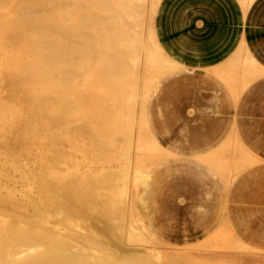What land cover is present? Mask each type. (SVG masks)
<instances>
[{"label": "bare ground", "instance_id": "obj_1", "mask_svg": "<svg viewBox=\"0 0 264 264\" xmlns=\"http://www.w3.org/2000/svg\"><path fill=\"white\" fill-rule=\"evenodd\" d=\"M0 1L3 6L10 2ZM73 1L16 0L9 10H0V26L4 29L0 30V48L2 53L5 51L4 55L1 53L3 57L0 55L3 65H0V74L5 72L9 88V99L3 98L7 103L4 107L2 101L1 106L20 115L18 118L13 114L15 117L12 115L11 120L15 124L10 123V117L5 125L10 123L20 129L25 119L22 110L35 115L34 109L47 108L45 118L50 122L48 128L54 149L51 152L63 153L57 157L54 155V161L63 156L64 164H69L65 172L60 171L57 164L54 169L50 164L44 165L36 178V195H31L28 189L24 192L25 184L21 198L18 197L20 194L17 195L19 192L16 194L18 190L16 197L10 189L0 191V264H137L141 261L138 258L146 252V249L145 252L138 251L135 253L137 257H132L134 254L129 256L131 253L127 255L121 254L122 250L121 253L118 249L113 250L110 243L126 244L134 235L130 234L131 231L140 232L135 228L139 227L138 220L145 231L149 230L138 207L139 185L150 167L163 157V147L149 132L147 102L159 77L176 64L157 39L154 16L160 0H80V7L96 8L97 11L94 14L88 10L85 15L84 10V15H79L81 23H77L78 12L74 11ZM9 11L13 13L11 16H8ZM6 17H10L7 25ZM91 18L95 21L90 22ZM77 26L79 30H75ZM3 77L0 75V82ZM24 104L27 107L24 108ZM44 112L39 113L41 117ZM21 115L24 119L18 126ZM44 123L31 122L30 127V123L25 126L26 130L22 126L25 130L24 133L21 131L23 138L36 134ZM7 128H10V135L17 130L11 126ZM1 132L5 137L6 132ZM136 135L137 146L146 147L147 154L149 151L152 155L155 153L156 160H138L133 172L134 188L129 191ZM61 139L68 140V150L59 144ZM77 139L88 143H80ZM6 140L10 142L11 139ZM12 140V143H18L16 139ZM3 144L1 138L0 147L10 146ZM22 150L21 154L25 155ZM79 152L87 163L84 170L80 169L82 158L78 156ZM127 216H130L128 222ZM77 227H83L80 230L85 233ZM86 227L90 230L88 234L89 230H84ZM63 229L65 232L61 231ZM242 245L245 248V243ZM149 250L146 254L150 253ZM187 251L192 250L175 251L173 258L181 253L188 254ZM151 253H155L159 260L163 255L161 252ZM180 256L176 258L178 261ZM153 257L146 259L159 261ZM185 257L181 256V259ZM143 259L145 261L144 256ZM154 261L150 263L155 264ZM194 263L192 259L191 264Z\"/></svg>", "mask_w": 264, "mask_h": 264}, {"label": "crops", "instance_id": "obj_2", "mask_svg": "<svg viewBox=\"0 0 264 264\" xmlns=\"http://www.w3.org/2000/svg\"><path fill=\"white\" fill-rule=\"evenodd\" d=\"M155 29L176 64L147 103L165 151L139 187L142 220L169 244L227 230L264 255V0H160ZM227 247L207 254L244 264Z\"/></svg>", "mask_w": 264, "mask_h": 264}, {"label": "rangeland", "instance_id": "obj_3", "mask_svg": "<svg viewBox=\"0 0 264 264\" xmlns=\"http://www.w3.org/2000/svg\"><path fill=\"white\" fill-rule=\"evenodd\" d=\"M8 1V0H7ZM10 1V2H9ZM8 2H9V4H7V2H6V6L4 5H2V2L0 1V10H9L8 8H10V6H12V4H14L15 2H16V0H9ZM76 1H78V0H75V1H73V3H75L74 5H73V8H74V11L77 13L76 14V17H78L77 18V23H81V21H82V19H80V17H79V15L82 13L83 15H84V10H85V15H87L88 14V10H89V12H94V14H97L96 12V8L95 9H93V8H89V9H87V8H85V7H83V6H79L80 5V3L82 4V2H80V0H79V3L78 2H76ZM68 2H71L72 3V1H68ZM77 4V5H76ZM85 4V3H84ZM2 6V7H1ZM85 6V5H84ZM5 7V8H4ZM78 7V8H77ZM88 7V6H87ZM72 8V7H71ZM72 8V9H73ZM75 8H77V10L78 11H76V9ZM84 8V9H83ZM87 9V10H86ZM82 10H83V12H82ZM87 11V12H86ZM9 13H10V11H9ZM91 13V14H92ZM13 14V13H12ZM11 13L8 15V16H11L12 15ZM81 16V15H80ZM10 18V17H9ZM9 18L8 17H6V22H5V24L7 25V21L9 20ZM80 20V21H79ZM93 20V22L95 21L94 20V18L92 19L91 18V20H90V22ZM106 20H104L103 21V23L105 22ZM154 21H155V16H154ZM97 22H101V21H97ZM2 24H4V23H2ZM8 24H11V22H8ZM14 25L16 24V22H14L13 23ZM12 25V24H11ZM12 26H10V28H11ZM17 29H19V27L18 26H15ZM0 30H4V29H2L3 28V26H0ZM76 28V29H75ZM74 29L75 30H79V29H77L78 28V26L77 27H75ZM30 31V30H29ZM29 31H27V32H29ZM31 32V31H30ZM2 49L0 48V55H1V53L3 52V51H1ZM4 50V49H3ZM4 53H5V51H4ZM4 53H2L3 55H4ZM2 56V55H1ZM168 56V55H167ZM3 57V56H2ZM2 57H0V62H2ZM169 59H172V58H169ZM0 65L1 66H3L2 65V63H0ZM0 69H1V67H0ZM3 69H5V68H3ZM1 75V78L5 75V72L3 73H1L0 74ZM3 81L2 82H0V97H1V101H0V119H2L3 118V120L1 121L0 120V122H2V123H0V125H1V127H0V134L2 133L1 131L3 130V132H6L5 133V137H4V134L2 133V137H0V139L2 138V140L4 141V144L3 145H10L12 148L10 149V148H7V147H10V146H7L6 148H4L5 146H3V147H0V189H1V187L2 186H4L0 191H4V190H8V189H10V190H12L13 192H14V194H15V192H16V190H18L17 192H16V194L17 195H19L20 193H22L21 192V190L22 191H24V192H27V189L29 190L28 192H32V194L31 195H36V193L38 192L37 190V186H38V182H37V179L36 178H38V176H40V174L42 173V167H45L46 165H49L50 164V168H53L54 169V165L56 166V164H57V166H59V167H61V168H59V167H57V168H59V170L60 171H62V172H65L67 169H69L68 168V165L69 164H67V165H65L64 164V160H63V156L60 158V159H56V161H54L55 160V158H54V155L57 157V156H59V155H63V153L62 152H58V153H54V151L53 152H51L52 150H54V149H52L53 148V139H52V137H51V131H50V128H48V127H50L49 125H50V122H48V118H45V117H47V115H46V110H47V108H45V109H34L32 112H34V113H37V114H33V113H31L30 114V111H29V113L27 112L26 113V111L25 110H22L23 111V116H24V118H23V116L21 117L22 119H19L20 120V122H18L19 120H18V118H20V115H18L17 114V112L16 111H10V110H7L6 111V109L7 108H4L5 107V105H6V103L7 102H5V99L6 100H8L9 99V94H8V91H9V88H8V86H6L7 85V83H6V79H5V76L3 77V79H2ZM5 86V88H3ZM104 86H106L105 84H104ZM3 88V89H2ZM139 91H141V89H139ZM6 92V93H5ZM2 93H4V95H2ZM6 95V96H5ZM3 98H5V99H3ZM3 99V100H2ZM2 101H3V103H4V107H2L1 105V103H2ZM148 103V102H147ZM140 105L138 104V107H139ZM1 107H2V109H1ZM23 107L25 108V107H27V104H24L23 105ZM3 109H4V111H3ZM36 110V111H35ZM43 110H45V112H44V114H43V117H41L40 116V114L39 113H42V111ZM8 111H10V112H8ZM22 111H19L18 113L19 114H21L22 113ZM25 111V112H24ZM2 112H7V114L9 115L8 117H7V114H6V116H3V114H2ZM11 112H12V114H11ZM16 112V113H15ZM21 112V113H20ZM10 113V114H9ZM4 114V115H5ZM16 115L18 118H16V120H18L16 123H17V125L18 126H20L21 125V120H22V122H23V119H24V122L22 123V125H21V128L19 129V127H16L17 128V130H18V132H17V130H15L16 128H15V126L14 125H12V124H15V123H12L13 122V120H11L12 119V115ZM13 115V116H14ZM30 115H31V117H30ZM37 115H38V118H37ZM3 116V117H2ZM26 116H28L27 118H26ZM36 116V117H35ZM5 117H6V119H5ZM11 117V118H10ZM15 117V116H14ZM13 117V118H14ZM30 117V119H28ZM8 118H10L9 119V121H11L10 123H12L11 125H5V124H7L8 122H7V120H8ZM15 119V118H14ZM27 119H28V122H27ZM37 119V120H36ZM40 119H41V121L44 123V122H46V123H44L43 125H42V127H40V129L42 130H40V131H38L36 134H34L33 136H31V137H29L30 138V140H29V138L28 137H26V139L28 140V144H27V141H25L26 139H24L23 137L24 136H22L23 135V133H24V131L26 130V129H28V128H25V126L27 127L28 126V124H29V127L31 126V122H38V123H40V124H42V122L40 121ZM25 120H26V122H25ZM30 120H31V122H30ZM7 123H6V122ZM20 124V125H19ZM5 125V126H4ZM7 126L9 127V126H11L12 128L11 129H14L15 131V135L14 134H12V135H10L9 133H10V130H8V129H10V128H7ZM13 126H14V128H13ZM22 126H24V128H25V130H24V128L22 127ZM6 127V128H5ZM2 128V129H1ZM5 130H4V129ZM43 128H45V129H43ZM7 131H8V133H7ZM23 133H22V132ZM40 132H41V134H40ZM46 132V133H45ZM149 132H150V134H151V136L152 137H154V135H153V133L151 132V130L149 129ZM18 133H20V134H18ZM22 133V134H21ZM47 133H48V135H47ZM137 133V132H136ZM8 134V136L10 135L11 137H15V139H16V142H18V143H12L11 142V140L13 139L14 141H15V139L14 138H11L10 136H9V138L8 137H6V135ZM14 135V136H13ZM49 135H50V137H49ZM138 135V134H137ZM135 136L134 137V146H133V153H132V155H131V170H130V172H131V175H130V180H129V184H128V188H129V191H133V188H134V184H135V182H134V180H133V172H134V168H135V165L137 164V162H138V160H140V159H149V162L150 161H153V159H155L156 160V156H155V153H153V155H152V152H148L149 154H147L146 152H147V148L146 147H138L137 146V137L138 136ZM17 136H18V138H17ZM47 136V137H46ZM4 138V139H3ZM6 138L7 139H11L10 140V142L8 141V140H6ZM155 138V137H154ZM20 139V140H19ZM22 139H24L23 141H25L26 142V144H25V142H23L22 141ZM49 141H48V140ZM156 139V138H155ZM12 140V141H13ZM19 140V141H18ZM6 141V142H5ZM8 141V142H7ZM13 141V142H14ZM77 141H79L80 143H88V141H81V140H79V139H77ZM44 142H48V145L46 144V143H44ZM51 142V143H50ZM44 143V144H43ZM11 144H14V145H17V146H12ZM27 146V147H25V145ZM31 144V145H30ZM38 144V145H37ZM59 144H61L63 147H64V150H68L69 149V143H68V140H64V139H61L60 140V143ZM22 146V147H18V146ZM29 145L32 147H29ZM1 146V145H0ZM36 148H35V147ZM46 146H47V148H46ZM29 147V148H28ZM40 147V148H39ZM43 147H44V149H43ZM20 149V152H18V150L16 151V150H14V149ZM25 149V150H22V149ZM34 148V149H33ZM46 148V149H45ZM10 149V150H9ZM51 149V150H50ZM9 150V151H8ZM21 150H22V152L25 154V155H23V154H21ZM32 152V153H30V152ZM164 148H162V156H164ZM35 152H36V154H35ZM37 152H39V153H37ZM68 152V151H67ZM50 153V154H49ZM69 153H70V151H69ZM21 154V155H20ZM38 154V155H37ZM46 154V155H45ZM78 154V156L80 157V158H82V153H77ZM42 155V156H41ZM48 155H51L50 156V158L48 157ZM64 155H67V153H64ZM3 156V157H2ZM21 157V158H20ZM23 157V158H22ZM69 157V156H68ZM10 158V159H9ZM24 160V161H23ZM90 160H92L91 158H90ZM60 163L59 165H58V162ZM55 162V163H54ZM89 164H91L90 162H89V159H88V161H87ZM156 162H157V160H156ZM28 163V164H27ZM26 164L28 165V167L26 166ZM61 164H63V165H65L66 166V169H64L65 168V166H60ZM29 165H30V167H31V169H29L30 167H29ZM45 165V166H44ZM26 166V167H25ZM87 167V163L86 162H84L83 161V158H82V163H81V165H80V169H82V170H84L85 168ZM12 168V169H11ZM62 168L64 169V170H62ZM20 169H21V172H20ZM148 169V168H147ZM11 170H12V172H11ZM27 170V171H26ZM34 172V174L32 173V171ZM23 172V173H22ZM35 172H37V173H35ZM18 173V175H16ZM28 174H30L29 176H27ZM35 174L37 175V176H35ZM21 176H23V177H21ZM11 177V178H10ZM22 178V179H21ZM2 179V180H1ZM13 179V180H12ZM19 179L21 180L20 181V186H18L19 185ZM24 179H26V180H24ZM34 179H36V180H34ZM8 180V181H7ZM13 181V183L12 184H9V183H11L12 181ZM23 180V181H22ZM3 181V182H2ZM10 181V182H9ZM27 183H26V182ZM30 181H32L31 183H30ZM36 183H35V182ZM23 183V184H22ZM35 183V184H34ZM26 185V187L24 188V190H23V185ZM37 184V185H36ZM27 185H28V187H27ZM36 186V188H34L35 186ZM141 185V184H140ZM140 185H139V187H140ZM34 186V187H33ZM33 188V189H32ZM35 189H37V190H35ZM35 190V191H34ZM16 194H15V197H16ZM30 194V193H29ZM38 194V193H37ZM18 197H20L21 198V194H20V196H18ZM129 215V214H128ZM128 218H127V222L129 221L128 219H130L129 217L130 216H127ZM120 219V218H119ZM119 219H115V221L118 223L119 222ZM143 221V220H142ZM120 223V222H119ZM138 225H139V227L137 226V227H135L136 229H138V231L140 230V232L139 233H136L135 234V232H134V230H133V232L131 231V233L130 234H133L134 233V235H131V238L129 237L128 239H127V242H126V244H122V243H120V244H114V243H110V245H111V247H113L112 249L114 250L115 249V251L117 250V251H119V253H121V254H123V252H124V254L125 253H128L127 255H129L130 253V255L129 256H131L132 254H134L132 257H135L136 256V254L135 253H137L138 251H141V252H145L144 254L143 253H141L140 252V254H143V255H141L142 257L144 256V258H145V261H144V259H143V261H142V257L140 256V255H138V259H140L139 261H140V263H137V264H145V262H146V264H147V262H148V264L150 263V262H152L153 263V261L155 260H152V261H150V258L151 257H153V258H156V259H158L159 260V258H158V256L157 255H154L155 253H151V252H153V251H155V252H161V254H163V255H161V258H160V260L159 261H157V262H155V264H177L178 262L180 263V261L182 260L181 259V256H185L186 255V259H188V261L187 262H185L184 260H186L185 258L181 261V264H183V261H184V263H186V264H188V262H190L189 264H191L192 263V259H193V263L195 262V260H196V264H198L197 263V260L200 262V264H224L223 262H222V259H218L219 257H220V255H222V258H224L223 256H224V254H214L213 256H210V255H208L207 254V251L209 250V248H211L212 250H210L211 252H218V251H223V250H225V248H224V241H227L228 242V247L226 248V250L228 251V253H227V256H228V259L230 260L231 258H235L237 261H240V260H243V262H244V264H249L250 263V261H251V259H253V258H258V257H260L261 259H263V257H264V255H261V256H257V254L256 253H254L256 250L254 249V250H251V249H239V248H237V247H234V245H233V237H232V234L230 233V231L228 232L227 230L223 233L224 235H223V238H219V239H217V240H215L214 242H212V244L210 245V240H205V241H203V242H201V243H199V244H197V245H193V246H181V245H174V244H169V243H167V242H164L163 240H161V239H159V238H157L154 234H152L149 230H146L145 231V229H144V227L142 226H140V224H141V222H139V220H138V223H137ZM78 228V230L80 231V232H84V231H81V230H83V229H81L80 230V228H83V227H77ZM142 228V229H141ZM87 229V227L86 228H84V230L85 231H88V230H86ZM230 229V228H229ZM61 231H63V232H65L64 231V229L63 230H61ZM138 231H136V232H138ZM142 231V232H141ZM85 233V232H84ZM88 233H90V230H89V232H87L86 234H88ZM214 234H215V232H214ZM218 235H222V234H218ZM130 236V235H129ZM135 236V237H134ZM147 236V237H146ZM148 239L146 242H145V240L144 239ZM142 239V240H141ZM143 240H144V242H143ZM130 244H129V243ZM236 242H237V244L239 245V241L238 240H236ZM128 243V244H127ZM241 244V243H240ZM242 245V244H241ZM241 245H239V246H241ZM243 246V245H242ZM116 247V248H115ZM154 248H155V250H154ZM146 249V250H145ZM150 249V250H149ZM153 249V251H151ZM122 250V251H121ZM136 250V251H135ZM145 250V251H144ZM147 250H149L150 251V253H148V254H146L147 253ZM186 250H192L190 253L188 252V254H179V255H177L178 257L180 256V261H178L179 260V258L178 259H176L177 258V256L175 255V257L173 258V256H174V254H175V251H177V252H180V251H182V252H186ZM121 251V252H120ZM138 254V253H137ZM243 254V255H242ZM218 255V256H217ZM156 256V257H155ZM163 256V257H162ZM190 258H189V257ZM137 257V256H136ZM148 257H150L149 258V261L146 259V258H148ZM192 258V259H191ZM152 259V258H151ZM176 259V260H175ZM189 259H191L190 261H189ZM214 259V260H213ZM147 260V261H146ZM202 260H204L205 261V263H204V261H202ZM175 261H176V263H175ZM219 261H220V263H219ZM260 262H259V264H264L263 263V261H261V260H259ZM142 262H144V263H142ZM152 263H150V264H152ZM178 263V264H179ZM195 264V263H194ZM233 264H237V263H233Z\"/></svg>", "mask_w": 264, "mask_h": 264}]
</instances>
